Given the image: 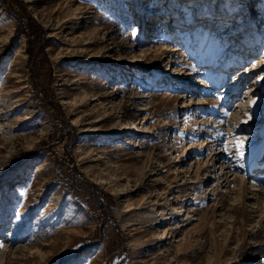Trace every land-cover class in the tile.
<instances>
[{
	"label": "rangeland",
	"instance_id": "rangeland-1",
	"mask_svg": "<svg viewBox=\"0 0 264 264\" xmlns=\"http://www.w3.org/2000/svg\"><path fill=\"white\" fill-rule=\"evenodd\" d=\"M0 179V264H264V0H0Z\"/></svg>",
	"mask_w": 264,
	"mask_h": 264
},
{
	"label": "bare ground",
	"instance_id": "bare-ground-1",
	"mask_svg": "<svg viewBox=\"0 0 264 264\" xmlns=\"http://www.w3.org/2000/svg\"><path fill=\"white\" fill-rule=\"evenodd\" d=\"M184 2V1H183ZM228 2V1H227ZM226 2V3H227ZM231 3V2H230ZM183 7H184V5H183ZM234 7V11L233 12H235V14L236 13H240V12H242L243 11V9H242V7H240L239 5H235V6H233ZM232 7V8H233ZM226 9H228V7H227V4H226V7H225ZM230 10V9H229ZM232 11V10H231ZM171 13H173V15L171 16L172 18H171V20H170V23L169 24H171V21H172V19H173V21L174 20H176V19H182V18H191V23H194L195 22V20H194V18H193V15L191 14V13H188V12H186V7H184V9L182 10V12L181 11H179L178 9H174ZM241 21V20H240ZM126 24V23H125ZM125 24H124V26H125ZM185 24V23H184ZM182 29V28H181ZM233 29V28H232ZM230 30V29H229ZM231 31V30H230ZM180 32L181 33H179L180 35H177V37L179 36V37H184L185 35H186V32H185V30L183 31V30H180ZM185 32V33H184ZM241 37V36H240ZM246 39V38H245ZM247 40V39H246ZM245 40V41H246ZM159 75V74H158ZM157 76V75H156ZM155 78H157V77H155ZM159 80V79H158ZM192 81V83H191V85L192 84H195V83H193L194 82V80H195V78H192L191 79ZM178 87V86H177ZM175 90H185V89H180V88H177V89H175ZM2 112V111H1ZM131 129V130H130ZM129 130L130 131H128V132H135L136 131V128L134 127V126H131V127H129ZM193 156V155H192ZM197 156V155H196ZM191 158V157H190ZM189 166H191V164L189 163ZM186 206V205H185ZM185 206H180V207H178V208H172V211H171V213L169 214V215H163L162 216V218H161V221H159V224H161V225H166L167 223H164L165 221H170V220H173V222L174 223H176V225H180V224H182V226L183 225H186L187 223H185V221L187 220V218L189 217V215H190V211L187 209V208H185ZM187 209V210H186ZM8 219V218H7ZM13 219V218H12ZM13 222H14V219L12 220ZM1 224V223H0ZM172 229L170 228V227H167V228H163L162 229V234L163 235H167L169 232H172V233H175V230H172ZM162 235V236H163ZM162 238V237H161Z\"/></svg>",
	"mask_w": 264,
	"mask_h": 264
},
{
	"label": "snow or ice",
	"instance_id": "snow-or-ice-1",
	"mask_svg": "<svg viewBox=\"0 0 264 264\" xmlns=\"http://www.w3.org/2000/svg\"><path fill=\"white\" fill-rule=\"evenodd\" d=\"M238 147L241 151L238 152V155H242V149H243V141H239Z\"/></svg>",
	"mask_w": 264,
	"mask_h": 264
},
{
	"label": "trees",
	"instance_id": "trees-1",
	"mask_svg": "<svg viewBox=\"0 0 264 264\" xmlns=\"http://www.w3.org/2000/svg\"><path fill=\"white\" fill-rule=\"evenodd\" d=\"M35 154H36V152H35V153H28V154H26V156H29V157H34V156H35ZM0 181H1V179H0Z\"/></svg>",
	"mask_w": 264,
	"mask_h": 264
}]
</instances>
